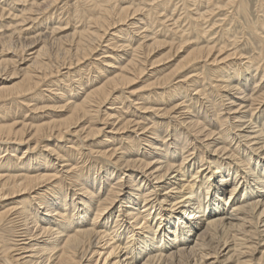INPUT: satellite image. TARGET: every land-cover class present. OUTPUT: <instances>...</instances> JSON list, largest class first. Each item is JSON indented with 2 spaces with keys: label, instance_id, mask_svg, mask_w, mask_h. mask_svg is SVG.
Segmentation results:
<instances>
[{
  "label": "bare ground",
  "instance_id": "obj_1",
  "mask_svg": "<svg viewBox=\"0 0 264 264\" xmlns=\"http://www.w3.org/2000/svg\"><path fill=\"white\" fill-rule=\"evenodd\" d=\"M15 1L16 0H13V2ZM215 1L217 0H214V2ZM228 1V3L231 2L232 4L236 0ZM47 2L48 1L46 0L41 2L35 1L33 3V7L36 6V8L38 9L34 10L31 13V16L34 17H27L25 15L23 16L24 18H22L21 20L24 26L27 25L29 21H36L38 19V16L42 13L38 12L39 9L43 8L44 4ZM144 3L146 2L144 1ZM217 4L218 3H216V5ZM5 5L7 6L6 3ZM95 5L99 7L98 9L100 10V14L94 16V18L92 19L93 23L96 25V29H93L92 31V28L86 29L83 32L79 31L81 32L79 34L74 33L72 35V41H74V44L71 42V47H68L69 49L65 52L66 55H68L67 53H69V56H71V60L69 62V65L66 66L64 64L65 68H67V71L66 73L63 72L61 75L70 74L71 69L75 68L73 66V57L76 59L75 64L78 66L79 64L83 63L81 62L82 60L88 58L91 54H93V50L96 48L95 44L98 43L99 40H103V37L107 34V31L110 30V26L116 25L118 23L113 22L115 8H113L112 6L110 7V5L105 6L103 4L97 3ZM5 7L2 6V8L0 9V21H2L6 16ZM217 7L218 5L216 6L215 10H217ZM248 7L249 4L247 6V9H249ZM155 8L157 7L155 6ZM226 9L228 8L226 7ZM237 9L239 10V8ZM8 10H10V8H8ZM153 11L155 10H152V12ZM201 11L202 10H200V12ZM242 11L240 9L239 13H241ZM117 12L118 13L116 14H118L117 16L120 17V19L118 17L120 21H127V19L129 18L132 19L133 17H135L133 15H135L136 11L129 13V8H119L117 9ZM201 13L202 16H204L203 12ZM207 14L209 15V13ZM111 15L112 18H110ZM248 15L249 17H251L250 14ZM42 17H45V15ZM157 17L158 16H156V18ZM188 17L190 18L189 15ZM229 17H227V19L225 20L226 22ZM109 18L111 20H109ZM213 18L214 17H212V19ZM261 18L262 17H260V19ZM191 20L193 22V18ZM204 21L207 22V20ZM208 21L211 24V21L209 19ZM232 21L233 19L231 20V22ZM196 22L199 23L198 21ZM201 23H199V28ZM241 23L244 24L243 22ZM14 24L16 26L18 25L16 24V22ZM181 25H179V27H181ZM190 25L191 26H188V24H186L185 26L192 27L191 22ZM150 26L148 25V27ZM201 26L203 25L201 24ZM2 27L3 24L0 23V28ZM183 27H181L182 29L180 28V30H183ZM199 28L197 27V29ZM201 28L202 30H204L203 27ZM16 29H19L18 32L16 31ZM16 29L11 31L10 28L11 33L8 35L4 34V31H0V54L5 52V45L9 40L11 41V38L17 36L18 34L21 35L22 28ZM206 30L207 29H205V31ZM232 30L230 29V31ZM150 32L152 33V31ZM203 32L202 34L205 33ZM114 33L115 32L112 33L113 36L115 35ZM188 33L189 32L187 31V34ZM187 34L185 35L186 37L188 36ZM150 36L153 35L150 34ZM262 37L264 38V35ZM29 38H34V40L31 42V46H28V49L30 51L28 56L22 57L21 59H19L20 57L18 59L3 57V59L1 58L0 60V80L1 78L7 80V82L0 84V107H2V110L0 112V207H3L2 211H0V264H99V262L101 264H168L177 262L179 260L181 261V258L186 256L192 257V259L194 260L193 264H221V262L222 264H228L231 261L235 262V264H252L253 256L256 253H261L260 257L258 258V263L264 264V110H262L261 117L256 115L258 116L257 119H253V114L256 109L255 103L257 102L259 107L264 105V86H261L260 89L255 91L256 88L259 87V82L262 80V78H264V73L262 75L259 74L261 76V78H259L260 81L257 80L255 74L253 75V73H250L252 75L251 77H249L250 74L248 72L251 68L250 66L255 65L253 64L255 63V61L251 60L253 63H251L252 65H250V63H247V61L246 63H243L242 58L241 60L239 59L237 61H233L232 64L225 63L224 65L222 62L225 61L227 57L235 55V53L231 54L229 52V46L227 48L230 54H228L226 57L223 56L224 58L221 57V59H219V57L216 56V52L213 51L215 48H210V46H208L209 48L193 47L195 49H192L190 51L188 50L187 54L183 58H181L176 65L175 70H173L169 74H166L161 79L147 84L146 88L157 86L159 84H168L172 81L173 77H175L176 74L178 75L179 72H182L183 69L189 67L191 64L196 65V63L198 64V62L203 60H207V63L208 61H211L210 63L212 64L222 63V66L219 65L220 70L217 71L218 73L222 71L220 73L223 74L225 72H228L229 70H234V73L236 75H245L247 77V79H239V77L237 76L235 80L234 76L236 75L234 73L232 75L226 74L228 77L224 81L222 80L221 83H217L218 79H220V77L222 78L223 76L222 74L220 76L218 75L219 78L217 79V75L215 78V75L213 74L214 78L217 79V81L215 80L216 86L214 87H216L217 90L223 89L225 91L224 93L226 94H224V96L222 95V98H224L223 100H225V102H222L220 104L221 106H224L225 103L228 104L225 105L226 110L223 109L224 111H226L225 114L221 115L217 113V107L216 105H213L215 103H213L212 100L209 99L210 96L207 93L209 89L207 90V88L211 87L209 86L211 82H207L209 85L206 88L207 85L202 86V84L199 83L198 80H196L201 85H198V83L197 85L195 84L196 87H194L193 90L196 91V94H200L204 99L206 98L207 100H205L204 102H202L201 100L200 102L198 101L199 104L198 106H196V108H198V111L193 108L191 109L190 105L188 106L189 109H191H188V112L190 113L188 116V121L186 119L181 120L179 118V122L178 119L180 125L183 124V126L185 125L187 129L191 130L190 134L192 133V137L194 136L195 138H190L189 136V138L181 140L176 137L174 138V136L176 135H171V137L169 138L170 140H168V136H170L168 134L170 132L167 134V136H162L161 134H158L159 130L156 125H154L153 127L150 125V127L152 128H150L149 130L146 122L148 130L145 129V125V127H140L142 130L141 135L146 132L147 134L149 133L147 136L150 138V140L149 138L148 140H145L146 142H144L146 144L144 143L145 145L142 147L143 142L141 143V140H143V138L142 136L140 138L137 137L139 138V140L135 139L133 141V144L130 146L131 148H134L135 151H139L141 150L140 148H143V153L141 156L136 153V158L126 159L128 155L127 157L125 156V158V153L123 155H117V147V149L109 151L103 148L98 151L96 150L94 153H96L97 155L100 154V157L109 161V164L110 162H112V159H114V170L108 167L102 169V167L98 166V164H93L88 169H80L78 171L80 172V175H75L77 173L75 171L76 169L71 167V169L66 171V178L70 177L68 178L70 183H66L67 179L64 181L61 178H58L59 172L54 171L53 167H55V164L50 158L54 154L58 155V157L61 159H63L64 156L60 155V152L58 151L59 144L56 146V148L54 145V147H52L49 140L56 138L58 141H63V139H67V137H69L70 135L80 134V138L83 141H90L97 139L102 133L122 134L130 132L129 130L131 128H134L132 130H135L137 128L136 124L138 123L134 122L135 124H133L134 120L126 122H122L123 120H120L121 122H118L117 124L115 121L111 120L113 117H115V115L112 114L113 112H109L106 109V118H104L103 116V119L104 125L107 126L109 123V127H80V122L82 121L81 119H84L88 115H90L91 118H95V112H97L98 114L100 111H102V107H104L106 103H108V100H111L113 98L114 92L118 91L121 88L129 89L137 82L136 80L141 79L144 74L146 77L145 72H147L146 70H148V66H151L149 71H151L155 67L153 66L155 62L148 63L145 57L148 55V49L155 45L167 46V44L161 41H152V39L147 35H143L142 38L144 39V41L140 37L142 41L140 40V43L138 41L139 44L135 48L130 49L132 50V52L130 51L132 57L125 65L123 64L124 66L121 69L119 68L120 73H118V71L116 74H112L111 77H107L106 75L107 79H105V81L99 86L92 87L86 92V94L84 93L85 96L81 95L83 93L82 91L81 94L79 93V91L72 92L70 90V86H72V83L70 85H66V90L61 91V95L60 97H58V101H62V107L69 108V114L66 117L35 125H29L26 123L19 124L17 121L10 124L8 123V119H6L9 111V107H7L6 104L10 102L12 103V101L16 102L18 100H23V102L26 101V95H29L31 92L37 93V91H39L41 88H44L42 86H45L44 83L48 81V76L51 75L54 71L52 55L49 54V48L46 46L48 44L47 39H51L52 37H50L49 35H35L34 33V36H31ZM67 38L69 37L62 36L59 39L57 38V43L60 46L65 45L64 41H68ZM195 41H197V39H195ZM42 42L43 44L39 46ZM230 44L232 43L230 42ZM213 45L214 44H212V46ZM126 46L129 45H125V42H123V44H119L117 46L119 47L118 51H123V49H126ZM222 46L225 47V45L223 44ZM167 47L169 48V56H171L174 48H177L174 55L180 56V54L178 53H180L183 48L182 45L181 47H177L174 45H169ZM114 51H116V49ZM127 51L128 49L125 50V53H115V56L113 57L122 58L123 55H127ZM212 52H215V56H212ZM56 53L57 52H55V54ZM255 55L254 57H256ZM236 58H238V55ZM251 59H253V57ZM261 59L262 57L260 58V60ZM237 62L238 64H234L233 67V63ZM203 64L206 65L205 62H203ZM236 65L237 67H235ZM119 67H121V64ZM213 68L215 67H212V69ZM255 68L259 69V66H255ZM59 70L60 69L58 68V72ZM194 71L198 72L197 69ZM245 71L247 72L246 74L244 73ZM252 71H254V69ZM229 75L233 77L231 78ZM15 78L18 79L15 82L10 83L11 81H13L12 79ZM204 78H202V80ZM192 80L194 83L195 79L192 78ZM252 82L254 86H251ZM188 88L189 87H187V89ZM223 90L221 92H223ZM132 93H136V91L132 89ZM165 93L167 94V91ZM182 95L180 94V96ZM161 98L162 97H160V99ZM197 98H199V96ZM218 99L221 98L219 97ZM162 101H164V99ZM187 103L188 102L186 101V104ZM216 103L218 102L216 101ZM149 108L144 109H146V112H159L161 110L155 109V107L154 109ZM176 108L177 106H174L171 109L164 111V116H172V112ZM203 108H207L208 110L205 112V116L202 118L199 114ZM202 111H204V109ZM184 112L186 111L184 110ZM259 114L261 115V112ZM97 117H99V114L97 115ZM213 120H216L217 123H220V129L217 128V125L213 126V124L211 123V121ZM185 121H187V123ZM152 122L153 121H150L151 124H153ZM161 122L163 121L161 120ZM140 123L141 122H139V124ZM119 124L120 126H118ZM170 126L168 128H173V126L175 127V125H173L172 127ZM131 133H137V130L136 132L131 131L127 136L125 134V136L122 137L125 138L126 143L133 136ZM106 137L110 142L112 136L108 135ZM195 139L200 140V146L198 145V143L193 142ZM234 141L235 144H238L237 146L240 148V150L238 148H233L234 146L232 144L234 143ZM193 143L195 144V146L192 145ZM18 145H26V148L23 150L22 156L16 158L17 160H14L13 162H8L7 158L10 157V155L13 156L12 153H16L19 147L21 148V146ZM40 149H45L43 151L47 152L49 150L48 154H43L44 156L42 155L43 159L41 160V157L34 155L36 153H39L41 151ZM241 149L246 152V154L241 155ZM89 152L93 153V149L90 148ZM94 153L92 155H94ZM249 158L250 162L248 160ZM12 159L13 158H11V160ZM33 159L44 162L46 164L44 166L53 170H50L51 172H49L43 171L41 170V168H37L40 170L38 171L36 169L34 171H29L31 167L29 164L33 163V161L31 162L30 160ZM221 159L224 160L220 162ZM63 161H65V159ZM66 165L68 167L72 166L69 163ZM2 166L5 168H1ZM117 166H120L121 170H126L127 173H125V175L128 177V179H118L117 176H114V171ZM23 169H25V171H22ZM93 170H96V173H90ZM127 182H130L131 186L130 190L125 191V189L123 190V187ZM227 186H230V189H228ZM97 187H99V190H105L104 192L106 193L104 197L103 195L99 194L100 191L97 193ZM72 188H76V192L71 195L70 190ZM226 190L229 191V195L227 197L225 196V199L223 198V195ZM76 193L79 194L80 197H75ZM6 202L9 204V206H6L8 205ZM115 210L117 211V215L115 214L116 220L114 222V225H112L110 224V222L113 221L112 217ZM6 221H9L13 225L11 226L13 228H10L9 235L8 233H4V224ZM16 223L18 224V231H15L16 229L14 228V225ZM15 236L18 238H15ZM125 238L126 241L124 240ZM253 239H258V241ZM213 240L217 242L219 247L216 249V251L210 252L207 250V245ZM192 242L194 243L192 245H189ZM225 250H227V252L222 255ZM221 256L224 258L223 260H219ZM209 260L212 261L208 262Z\"/></svg>",
  "mask_w": 264,
  "mask_h": 264
},
{
  "label": "rangeland",
  "instance_id": "obj_2",
  "mask_svg": "<svg viewBox=\"0 0 264 264\" xmlns=\"http://www.w3.org/2000/svg\"><path fill=\"white\" fill-rule=\"evenodd\" d=\"M1 1H0V4L2 6L5 7L6 6L5 3L7 4V6L5 7L6 8V16H5V18L2 21H0V23L3 24V27L0 28V31H4V34L8 35V34L11 33L12 30H14L16 28H22V32H21V35L18 34L17 36H15L16 39H15V37H13V38H11V41L9 40L7 42V44L5 45L6 46L5 52L0 54V60H1V58L3 59V57L4 58H14V59H18L20 57L19 59H21L22 57L28 56L29 53H30V51H29L28 48L31 46L30 44L34 40V38H29V37L34 36V33H35V35H38V34H40L41 36L49 35L50 37H52L51 39L50 38L47 39L48 44L46 46L49 48L48 49V52H49V54L52 55V63L54 64L53 65L54 66V71H53V73L51 75L48 76L49 78L47 77L48 78L47 79L48 81L46 83H44L45 86H42L44 88H41L39 91H37V93H32L31 92L29 95H26L25 96L26 101H24V102H23V100H18L16 102H13L12 101V103L10 102V103L6 104L7 107H9V111H8V114H7L6 119H8V123H10V124H12L13 122L17 121L19 124H25L26 123V124H29V125H35V124H39V123H43V122H49V121H52V120H58V119H61L63 117H66L69 114L68 113L69 112V108L68 107H66V108L65 107H62V104H61L62 101H58V97H60L61 91L66 90V88H67L66 85H70L72 83V86H70V90L72 92L79 91L80 94L83 92L81 95L85 96V94H86V92L88 90H90L92 87L99 86L101 83H103L105 81V79H107V77H111L112 74L114 75L118 71H119L118 73H120V69L132 57V54H130L132 52V50H130V49L131 48H135L140 43V40L142 41L143 35L144 36L147 35L149 38L152 39V41H161V42H164V43L167 44V46L174 45V46H177V47L178 46L181 47V45H182V47H183L182 48V51L180 53H178V54H180V56H178V55L175 56L174 55L176 53L175 50L177 48H174V51L172 52L171 56H169L168 55V49L169 48L167 46H164V45L163 46L155 45V46L150 47L148 49V55L146 54L147 56H145V57H146L148 63H154L155 62V64L153 65L155 67L151 71H149L151 66H148V70H146L147 72H145L146 73V77H145V74H144V76L141 79L136 80L137 82L131 88H129V89L121 88L118 91L114 92L113 98L111 100H108V103H106V105L104 107H102V111H100L98 113L99 114V117H97L98 114H97V112H95V116H96L95 118H91L90 115H88L84 119H81L82 121L80 122V127H85V126L86 127H89L90 126L92 128H95V127H104L105 125H104L103 116H104V118H106L105 117L106 116L105 115V112L107 110L109 112H113L112 114L115 115V117H113L111 120L112 121H115L117 124H118V122H121L122 120H123L122 122L133 121L134 120L133 121V124L138 123V124H136L137 125L136 126L137 128L135 130H132L134 128H131L129 131L130 132L131 131H135L136 132V130H137V133H131L133 136L130 138V140L127 143L125 142V138H122V137H124L125 134L127 136L128 134H130V132H128V133L126 132V133H122V134H119V133H116V134L106 133V134H104V133H102L100 135V137H98L95 140H90V141H83L80 138V134L70 135L69 137H67L68 140L67 139H63V141H58L56 138L49 140V142L51 143V146L52 147L55 146V148H56V146L59 144L58 145V147H59L58 148V151L60 152V155H63L64 156V158L61 159V158L58 157V155H55L54 154L50 158L53 160V162L55 164V167H53L54 168V171L59 172L58 178H61L64 181L67 179L66 183H70V181L68 179L70 177H67L66 178V171L69 170V169H71V167H73V168L76 169L75 171L77 173L75 172L76 173L75 175H80V172H78L80 169H82V168H87L88 169L93 164H98V166L102 167V169L108 167V168L114 170V164H115V161H113L114 159H112V162H110V164H109V161H107L106 159H103L102 157H100V154L97 155L96 153H94L96 150L98 151V150H100V149L103 148V149H106V150L109 151V150H114V149H117L118 148L117 149L118 150L117 155H119V154L120 155H123L125 153L124 154V157L125 156L127 157V155H128L127 158L125 157L126 159L136 158V153L139 156H141L142 153H143V150H142L143 148H140L141 150H139V151H135V149L134 148H131L130 146L133 144V141L135 139L136 140H139V138L141 136L143 138V140H141V143L143 142L142 143V147L146 144L145 143L146 142L145 140H148L149 137L147 135L149 133L147 134V132H146V133H144L145 135L143 134L144 136L141 135L142 130L140 128L142 126L145 127L146 126V122H147V126H148L149 130L154 125H156V127L159 130L158 131V134H161L162 136H167V134L170 132L168 134V135H170V136H168V140H170L169 138L171 137V135L172 136L173 135H176V136H174V138L176 137V138L181 139V140L182 139L183 140L184 139H187V138H189V136H190V138H195L194 136L192 137V135H193L192 133L190 134V131L191 130L187 129V127H185V125L183 126V124L180 125V123H179L180 122V119L181 120L186 119L188 121V119H189L188 116L190 114L188 112V109H189L188 106L189 105H190V108L191 109L193 108L196 111H198V108H196V106H198L200 100L202 102H204L205 100H207L206 98L204 99L203 96H201L200 94H196V91L193 90L194 87H196V85H197L198 82L201 83L202 86L203 85L204 86L207 85L206 88L209 85L208 83L211 82L210 85H209L211 87L207 88V90L209 89L207 93L210 96V97L209 96L208 97H209L210 100H212L213 103H215L213 105H216L217 111H218L217 113H219L221 115H224L225 114V112H226V111H224V110H226L225 109L226 108L225 105H228V104L225 103L224 106H221L220 105L222 102H225V100H223L224 98H222V95L224 96V94H225L224 92L225 91L222 89L223 92H221L222 91L221 89L220 90H217V88L214 87V86H216L215 83H216L217 79L219 78L218 75L220 76L222 74V73H220L222 71H220L219 73L217 71L220 70L219 67L222 66L223 64L224 65H225V63L232 64L233 61H237L239 59L241 60L243 58L242 59V62L243 63H246V61H247V63H250V65H252L251 64V63H253L252 61H255V63H253L255 65L250 66L251 68L254 69L255 72L252 71L253 69L250 68L251 71L249 70L248 73L249 74L250 73H253V75L255 74V77L257 78V80L260 81V79H259V78H261L260 75H262L264 73L263 72L264 71V61H263L264 60V57H263L264 56L263 55L264 54V47H263L264 46V41H262V40H264V38L262 37L264 35V31H263L264 30V27H263L264 26V10H262V9H264V0H239V2H238V0H236L232 4H231V2L228 3L229 2L228 0H217L215 2H214V0L213 1L212 0H205V1L204 0H52V1L51 0H47L48 2L44 4V7H43L44 9L41 8V9H39V11L37 10L38 12H42L41 15H39V16L37 15L38 16V19L36 21H29L28 20L29 23L27 25H25V26H24V24L22 23V20H21L22 18H24L23 16L24 15L27 16V17L28 16H31L32 15L31 13L34 10L38 9V8H36V6L33 7V3L35 1L41 2V1H46V0H34V1L33 0H16L15 2H13V0H6V2H5V0H1ZM144 1L146 3H144ZM209 1H211V2H209ZM29 3H31V4H29ZM96 3L97 4H103L105 6H109L110 5V7L112 6L113 8H115V12H114L115 15H113V19H114L113 22H116V23L118 22V23L117 24L115 23L116 25L110 26V30L107 31V34L103 37V40L101 39V41L99 40L98 43L95 44L96 48L94 49L95 51L93 50V52H94L93 54H91L88 58L82 60L81 62H83V63L82 64H79L78 66L75 64L76 63L75 62L76 59L73 57V59H72V60H74L73 61V63H74L73 66L75 68L71 69V73L70 74L61 75L63 72L66 73L67 68H65V65L66 66L69 65V62L71 60L70 59L71 56H69V53H67L68 55H66L65 52H66V50L69 49L68 47H71L70 45H72V43L74 42V41H72L73 40L72 35L74 33L75 34H79V33L83 32L86 29H91L92 28L91 31L93 29H96V25L92 21V19L94 18V16L100 14V10L98 9L99 7H97L95 5ZM214 3H215V5H214ZM216 3H218L217 4L218 5L217 10H215V8L217 6ZM220 4H221V6H220ZM244 4L245 5L247 4V5L245 6ZM248 4H249V7H248L249 9H247ZM1 5H0V9L2 8ZM258 5H259V7L260 6L261 7L259 8ZM155 6L158 8V10H157V8H155ZM204 6H205V8H204ZM235 6H237V7H235ZM7 7L10 8V10H8ZM152 7H153V9H152ZM226 7L228 9H226ZM119 8H129V13L136 11L135 12V15H133L135 17H133L132 19L129 18V19H127V21H120L119 20L120 17L117 16L118 14H116V13H118L117 12V9H119ZM237 8H239V10ZM199 9L202 10L201 12H203V15L204 16H202V13L200 12ZM233 9H235V10H233ZM240 9H241V11L243 9H245L243 11L246 12V13H244L243 11L242 12L244 14L242 12L239 13L240 12ZM152 10H155V11L152 12ZM196 10H197V12H196ZM229 11L231 13H233L234 15L231 14ZM261 11H262V13H261ZM95 12H97V13H95ZM188 13H190L191 15L188 14ZM207 13H209V15ZM156 14H158V15H156ZM248 14H250L251 17H249ZM17 15L18 16L21 15V16L18 17ZM44 15H45V17H42ZM188 15L190 16V18L188 17ZM192 15H194V16H192ZM206 15H207V17H206ZM156 16H158V17L156 18ZM17 17H18V19H17ZM31 17H34V16H31ZM118 17H119V19H118ZM142 17L144 19L146 18L145 21H144V19ZM212 17H214V18L212 19ZM227 17H229V18H228V20L226 22L225 20L227 19ZM260 17H262V18L260 19ZM110 18H112V15H111ZM110 18H109V20H111ZM192 18H193V22L191 20ZM231 18L233 19L232 22H231V20H232ZM250 18H252V19H250ZM208 19L211 21V24L208 21ZM204 20H207V22H209V23H207ZM252 20H253V22H252ZM175 21H177L179 23H177ZM196 21H198L199 23H201V21H202L201 24L203 26H201V24H200V28H199V23H197ZM254 21H256L258 23L254 22ZM15 22H16V24H18L17 26L14 24ZM190 22L192 23V27H188V26H191L190 25ZM195 22L197 23V26H196V23ZM241 22H243L244 24H242ZM261 22H262V24H261ZM252 23L253 24H256V25H253ZM4 24H6V25H4ZM12 24H14V25H12ZM136 24H137V26H136ZM150 24H151V26H150ZM186 24H188V26H185ZM205 24H207V25H205ZM237 24H239V25H237ZM148 25L150 27H148ZM179 25H181V27L185 26V27H183L184 28L183 30H185L186 32L183 31V30H180L181 27H179ZM208 25L211 28H209ZM193 26H194V28H193ZM146 27H148V28H146ZM186 27H188V28H186ZM197 27L199 29H197ZM201 27H203L204 30H202ZM10 28H11V31H10ZM132 28H135V29H132ZM195 28L197 30H200V29L201 30L200 31H197ZM208 28H209V30H208ZM141 29H143V30H141ZM205 29H207V30L205 31ZM230 29L231 30L234 29V30L230 31ZM257 29L259 31V36H258ZM18 30L16 29L17 32H18ZM37 30H38V32H37ZM190 30H192V31H190ZM79 31H81V32H79ZM150 31H152V33ZM187 31L189 32L188 34H187ZM255 31H256V33H255ZM113 32H115L114 33L115 34L114 36L112 35ZM202 32L204 34H202ZM206 32H208V33H206ZM224 32H226V33H224ZM253 32H254V34H253ZM150 34L153 35V36H150ZM186 34L188 35L187 37L185 36ZM209 34H210L211 37L209 36ZM200 35H202V36H200ZM62 36L63 37L68 36L69 38H67L68 41H66V40L64 41L65 42V45H61L60 46L57 43V38L59 39ZM205 36L206 37L208 36V37L206 38ZM247 36H248L249 39L247 38ZM198 37H201V38H198ZM218 37H219V40H218ZM225 37H227V38H225ZM153 38H155L156 40L153 39ZM260 38H261V40H260ZM195 39H197V41L201 45L197 41H195ZM182 40H184L185 42L182 41ZM233 40H235V41H233ZM138 41H139V43H138ZM143 41H144V39H143ZM244 41H245L246 44L244 43ZM250 41H252L253 43L250 42ZM123 42H125V45H129V46H126V49H123V51H118L119 50L118 49L119 47H117V46L119 44H121V43L123 44ZM230 42L232 44H230ZM42 44H43V42L40 43L39 46H41ZM212 44H214L213 45L214 47L212 46ZM222 44L225 45V47L222 46ZM231 45H233V46L235 45L234 48ZM208 46H210V48H215L216 49V50L214 49L213 51L216 52V56H218L219 59H221V57L222 58L226 57L230 53L231 54L232 53H235L236 56L235 55H232V56L227 57V59L222 62L223 64L222 63H220V64H212V63H210L211 61H208V63H207V60L200 61L201 63L198 62L199 65L196 63L197 66L191 64L189 67H186L185 69H183L182 72H179L178 75L176 74L175 77H173V79H172V81L170 83L165 84V85L164 84H161V85L159 84L157 86H152L154 89L152 87L146 88V85L147 84H149L151 82H155L156 80L161 79L166 74H169L173 70H175L176 69V65L178 64V62L180 61V59L183 58L187 54L188 50L190 51L192 49H195L196 47L197 48L198 47L199 48H209ZM193 47H195V48H193ZM227 47L229 48L230 51L228 50ZM61 48H63V49H61ZM223 48H226V49H223ZM260 48H261V50H260ZM115 49H116V51H114ZM127 49H128L127 55H123L122 58H120V57L114 58L113 57V56H115V53H118V52L119 53H123V52L125 53V50H127ZM219 49H220V52H219ZM233 49H234V51H233ZM63 51H64V53H63ZM55 52H57V53L55 54ZM215 52H212L213 55L212 54L211 55L212 56H215ZM21 53H22V55H21ZM225 53H226V55H225ZM241 53H243V54H241ZM237 55H238V58H236ZM254 55L256 57H254ZM260 56L262 57L263 60L262 59L260 60V58H261ZM252 57H253V59H251ZM247 58H248V60H247ZM257 59H259L260 61L257 60ZM63 61H64V63H63ZM104 61H106V62H104ZM107 61L110 63V65H109V63ZM248 61H250V62H248ZM203 62H205L206 65H204ZM120 64H121V67H119ZM234 64H238V62L237 63H233V65H232L233 67H234ZM207 65H209V66H207ZM255 66H257V67L259 66V69L258 68H255ZM212 67H215V68L212 69ZM235 67H237V65ZM261 67H262V69H261ZM58 68L61 70V73H60V70L58 72ZM113 68H115L116 70L113 69ZM187 68H189V69H187ZM208 68H209V71H208ZM117 69H119V70H117ZM196 69L198 70V72H195L194 71ZM255 69H257V70H255ZM191 70H192V72H191ZM112 71H114V72H112ZM110 72H112V73H110ZM190 72H191V74H190ZM229 72H231V73H229ZM57 73H59V74H57ZM187 73H188V75H187ZM215 73H217V74H215ZM233 73H234V70H229L228 72L223 73L224 75L222 74V76L223 77L226 76V77L225 78H223V77L221 78L220 77V79H218L217 83L218 82L221 83L222 80L224 81L228 77L227 76L228 74L232 75ZM244 73L246 74L247 72L245 71ZM213 74L215 75V78H216V75H217V79L214 78V75ZM106 75H107V77H106ZM181 75H183V76H181ZM185 75H186V77H185ZM251 75L252 74H250L249 77H251ZM237 76L238 75L234 76L235 77V80H236V77ZM204 77L206 78V80H205ZM238 77H239V79H244V78L247 79V77L245 75L244 76L239 75ZM78 78H79V80H78ZM192 78L195 79L194 83H193ZM202 78H204V79L202 80ZM208 78L211 79V80H209ZM17 79L18 78L12 79L13 81H11L10 83L15 82ZM263 79L264 78H262V80L259 82V87L256 88L255 91H257L258 89H260L261 86H264L263 85L264 84V80ZM64 80H66V81H64ZM180 80H183V81H180ZM187 80L189 82L190 81L191 82L189 83ZM196 80H198V82ZM62 81H64V82H62ZM203 81H204V83L205 82L206 83L204 84ZM5 82H7V80L1 78L0 84H3ZM181 82H182V84H181ZM199 83H198V85H201ZM189 84H191V85H189ZM192 84H193V86H192ZM252 85L254 86L253 82H252L251 86ZM165 86H167V87H165ZM187 87H189V88L187 89ZM176 88H177V90H176ZM132 89L134 91H136V93H132ZM163 89H165V90H163ZM214 89H215V91H214ZM187 90H188V93H187ZM166 91H167V94L165 93ZM169 91L170 92L174 91V92L170 93ZM185 91H186V93H187L188 96L186 95ZM189 91H190V94H189ZM211 92H213V93H211ZM233 93H235V92H233ZM140 94H141V96H140ZM180 94L181 95L183 94V95L180 96ZM212 94L213 95L215 94V95L213 96ZM191 95H193V96H191ZM218 95H219V97L221 99H218L219 98ZM236 95H239V94H236ZM174 96H176V97H174ZM198 96H199V98H197ZM160 97H162V98L160 99ZM179 97H182V98L184 97L183 99H185V100H183L182 98H179ZM193 97H195V98H193ZM163 99H164V101H162ZM180 99H181V101H180ZM190 99H191V101H190ZM186 101L188 102L187 104H186ZM216 101L218 103H216ZM30 105H31V107H30ZM174 106H177V108L174 109V111L172 112V116H166V115L164 116V114H163L164 111H167V110L171 109ZM263 106L264 105H262V106L259 107L258 104H257V102L255 103V108L256 109H255L254 114H253V119H255V118L257 119L258 116L259 117L262 116V110H264L263 109L264 108ZM154 107H155V109H161V110L159 112H155V111H148V112H146L145 111L146 109H144V108H149V109L152 108V109H154ZM180 108H181V110H180ZM191 109H189V110H191ZM203 109H204V111H202ZM203 109L200 111V114H199V115H201L202 118L205 116V112L208 110L207 108H203ZM1 110H2V107H0V112H1ZM179 110L181 111L182 114L183 113L184 114L182 115ZM184 110L186 112H184ZM257 110H259V111H257ZM260 112H261V115L259 114ZM176 113H177V115H176ZM178 114H180V115H178ZM256 115H258V116H256ZM213 116H214V113H213ZM143 119H145V120H143ZM178 119H179V122H178ZM263 119H264V117H263ZM156 120H159V121H156ZM161 120L164 122V124H163V122H161ZM112 121H110V122H112ZM150 121H153L152 122L153 124H151ZM187 121H185V122L187 123ZM208 121H209V119H208ZM263 121H261V122H263ZM139 122H141L142 124L140 123L141 124L140 125ZM186 123H184V124H186ZM211 123L213 124V126L214 125H217V128L220 129L221 126H220V123L219 122L217 123L216 120H213V121H211ZM120 124L118 126H120ZM178 124H179V126H178ZM150 125L152 127H150ZM157 125H160V126H157ZM162 125H163V127H162ZM173 125H175V127L177 126L176 129H175V127ZM107 126L109 127V123H108ZM107 126H105V127H107ZM147 126L145 128L146 130H148ZM169 126L170 127L173 126V128L175 130L173 128H168ZM165 127H167V128H165ZM163 128H164V130H163ZM138 130H139V132H138ZM106 132H108V131H106ZM136 134H138V135H136ZM108 135L109 136H112V138L110 139V142L107 140V137H106ZM137 137H139V138H137ZM65 140H67V141H65ZM149 140H150V138H149ZM130 141H132V142H130ZM199 141L200 140H196L195 139L193 142L194 143H198V145L200 146ZM194 143L192 145L195 146ZM234 144H235V141L232 144L234 146L233 148H238L240 150V148L237 146L238 144H235V145ZM18 146H21V148L20 147L19 148L17 147L18 148L17 149V152L16 153L13 152L12 153L13 156L10 155V157L7 158L8 160L6 159L8 162H13L14 160H17L16 158H19L20 156H22L23 150L26 148L25 147L26 145H18ZM191 146H190V148H191ZM52 147H50V148H52ZM90 148L93 149L94 155H92L93 154L92 152H89V149ZM242 149H243V146H242ZM242 149L240 151L241 155L246 154V152H244ZM40 150L42 151V153L40 151L39 153H36L34 155L41 157L40 158V160H41V159H43L42 155L43 154H48L49 150H48V152L47 151H43L45 149H40ZM77 155H79V156H77ZM73 156L75 157V159H74ZM11 158H13V159L11 160ZM259 158H261V157H259ZM64 159H65V161H63ZM67 160H68V162H67ZM222 160H224V159H221L220 162H222ZM248 160L250 162V158ZM30 161L31 162L33 161V163H30L29 164L31 166L30 169L28 168L29 171H32V170L34 171L37 168H41V170H43V171H49V172H51L50 170H53V169H50V168H47L46 166H44L46 164L44 162L37 161V159L36 160L33 159V160H30ZM68 163L70 165H72V166L69 165L70 167H68L66 165ZM65 165H66V167H65ZM1 168H5V167L2 166ZM37 170L39 171L40 169H37ZM119 170H120V172H119ZM22 171H25V169H23ZM94 172L96 173V170H93L90 173H94ZM125 173H127L125 169H122L121 170V167L120 166H117L115 168V171H114V174H115L114 176H117L118 179H123V180L126 179V178L128 179V177L125 175ZM67 174H68V172H67ZM108 184H110V183H108ZM130 186H131L130 185V182L125 183V186L123 187V190L124 189H125V191L130 190ZM227 188L230 189V186H227ZM70 191H71V195H72V194H74L76 192V188H72ZM96 191H97V193L100 191L99 194L100 195H103V197H104V195L106 193V192H104L105 190L103 191V189H100L99 190V187H97V190ZM228 192L229 191H227V190L224 192L223 198L226 199V197L229 195ZM75 197H80V195L76 193L75 194ZM5 201H7V200H5ZM6 206H9V204L6 205ZM0 209H1L0 211H2L3 207H0ZM116 212H117L116 210H115V212H113V217H112V220L113 221L110 222V224H112V225H114V222L116 220V215H117ZM152 216H151V218H152ZM153 219H154V217H153ZM4 225H5L4 233L5 234L8 233V235H9L10 234V228H13V227H11L13 225L9 221L8 222L6 221ZM14 226H15L14 228L16 229L15 231H18L19 230V228L17 227L18 224L16 223ZM15 238H18V237L15 236ZM124 240L126 241V238ZM253 240H256V239H253ZM256 241H258V239ZM13 243H14V241H13ZM193 243L194 242L190 243L189 245H192ZM218 247L219 246H218L217 242L215 240H213V241L209 242V244L207 245V250L210 251V252L211 251L213 252V251H216V249ZM226 252H227V250H225L222 253V255H224ZM260 255H261V253L254 254L252 264H262V263H258V258L260 257ZM223 259L224 258L221 256L219 260H223ZM212 260H209L208 262H210ZM179 261L174 262V263H168V264H193V262H194V260L192 259V257H188V256L181 258V261L180 262ZM99 264H101V263L99 262ZM221 264H222V262H221ZM228 264H235V262L231 261Z\"/></svg>",
  "mask_w": 264,
  "mask_h": 264
}]
</instances>
